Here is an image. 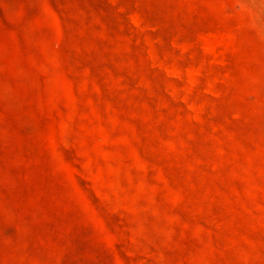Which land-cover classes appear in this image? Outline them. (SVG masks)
Segmentation results:
<instances>
[{"label": "rangeland", "instance_id": "374dc122", "mask_svg": "<svg viewBox=\"0 0 264 264\" xmlns=\"http://www.w3.org/2000/svg\"><path fill=\"white\" fill-rule=\"evenodd\" d=\"M0 264H264V0H0Z\"/></svg>", "mask_w": 264, "mask_h": 264}]
</instances>
